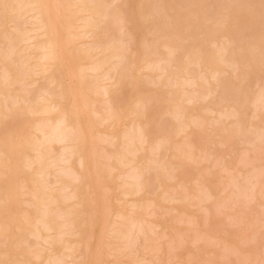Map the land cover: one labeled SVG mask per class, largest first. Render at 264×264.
Instances as JSON below:
<instances>
[{
	"label": "rangeland",
	"instance_id": "1",
	"mask_svg": "<svg viewBox=\"0 0 264 264\" xmlns=\"http://www.w3.org/2000/svg\"><path fill=\"white\" fill-rule=\"evenodd\" d=\"M138 1L139 0H123L121 5H119L118 2L116 3V1H113V2L110 1L108 6H107V9L109 10L108 16H106L102 20L96 19L97 24H96V26H94L96 28H92L95 30H92L93 31L92 33H87V34H88V36L91 35L90 37L95 39L96 40L95 42H98L100 45H105V44L115 45V44L121 43V41L124 40V43L123 44L121 43V44L123 45V47H126L128 43L125 44L126 43L125 39L126 40L130 39V41L132 39L133 45L137 46L136 50L134 52H132L131 54L129 53L130 52L129 50H128V53H125V54H127V56L129 54V58L124 55V57L122 56L120 58V60H119L120 62H118V64L116 63V60L114 62L118 66V70L121 73L120 75L121 76L123 75L122 76V83L123 84L121 83L120 84L121 86L119 85L117 90L113 94V97H115V101H111V100L110 101L113 102V104H114V110L117 108L116 112L120 113V111H121L120 114H122V118L120 117V119L117 121L118 123L116 122V124L113 125L112 123H109L108 120H104L105 122H103V120L101 121L100 117L99 116L97 117L98 114L91 111V115L94 118L91 119L92 120V128L90 130L91 131L90 134L94 135L92 140L94 139L96 141V144H93L91 146L92 147L91 151H93V147L94 148L96 147L97 151L99 150L97 153H100V155L98 154L99 156L97 155L98 156L97 158H99L101 156V158H99V159L102 161L99 160L98 163L100 162V166H104L103 168H105L106 170L109 171V169H111L109 167H111L112 164H116L117 161L119 163V160L116 161L115 160L116 158L113 155L114 152L116 151V149L117 150L121 149L120 151H122V152H120L119 150L118 151L122 154V153H124L123 149L125 150L126 147L132 148V147H135L136 145H138V146L140 145L139 144L140 141H137V139H135V141H131L132 143L135 142L133 145H130V143L128 145V143L126 142V139L124 137L122 138L121 135L119 136L118 134H120V132L122 133V132L127 131V130H124V129H127V126H129V128H128L129 132L131 131L130 134L131 133L135 134L133 129L138 130V128L135 127L136 125H134V124H136V121L138 120V123H141V122L144 123V121H148V123L145 124V126H146L145 130L147 132V135H146V140L143 143V147L145 146L143 148V150L141 148L140 152L137 150V151H135V152L133 151L131 153H129L128 150H125V153H126V151H128V153H127L128 157H126L127 155L124 153L125 156H123V157H126V159L125 158L124 159L126 160V162L128 161L127 159H130L129 161L132 160L133 162H130L129 165L123 164L124 167L123 166L121 167V165L118 164L121 167L122 173H123V171L125 173L126 172L127 173H134V172L139 171V174H140L139 179L141 178L140 179V185L142 186V190L140 192L139 191L136 192L137 194L136 193L131 194V192L125 194V191H124V193H122V191L125 190L126 187H128L129 185L125 187V185L122 184L123 185L122 186L120 184L121 178H119V177H121V176L117 177V174H118L117 170L111 169L112 172L110 171L111 172V174H110L109 172H106L105 169H103L102 167H99L100 171L104 170V171H102L103 173L110 174L108 176L107 174L105 175L102 173L103 176L104 175L105 176L104 177L102 175L100 176V178L102 177L101 178L102 180H104L103 178H105L104 183H107L108 186H110V190L108 189L109 193H104V194H110L109 199L107 200V198H106V201H108L109 204L111 205L110 207L112 210L110 212H112V213L108 212L110 216L107 214L109 217L106 216L107 218H105V220H107L108 218H109L108 221H111L112 219H114L116 217L114 215L115 213L122 214V216L118 217L119 218L118 220H120L121 223H123V224H121L119 221H118L119 224H118V222H116L117 224L116 223L113 224L114 227H115V224L119 225L118 227H120L119 229H121V231H119V229H118V232L116 230H114L115 232L112 230L113 231L112 232V231H110V228L112 229L113 226L109 227V226H111V224H109V222L104 223L106 221L102 222V220H101V217H103L102 215L104 214L103 211H101L103 213L101 215V217L96 218L97 213H98V216H100L99 215V208L100 207L98 209H96L97 208L96 206H94V207H96L95 209H94V207H92L93 204H96L95 203L96 199L93 198L92 195L96 194V192H97V189H96L97 187H95L97 182H96V184L92 183L91 185H87V186L83 185V181L79 182V185H80L79 189L81 191H85V194H87L86 192L89 191V190L86 191L85 187H88L87 189H89L91 187V189H90V191L92 192L91 197L94 200H93L92 206H88V207H92L93 210H96L97 212H94L93 210H91V208H89V210H91V212L95 214L94 216L92 215V217H95V218L90 219L92 217H90L91 214H90V211L88 209H87V211L89 212V214L87 215V212L79 210L80 208L82 209L84 207L75 203V201H74L75 199L73 200L70 198L71 200H69V198L66 197V194L70 190V187H66V188L62 187V190H61L62 192H60V187L62 186V183L65 182L66 178H67L68 180L66 181V183H63L64 184L63 186H65V184H68L67 182H70L71 177L68 175H65V176H67V177H65L62 174L63 176L60 177V180H59L60 182H59V181H55V177L52 173L49 174L48 176H46L45 183L46 182L48 183V179H49L48 185L52 186V184H53V190L56 192H59L57 194H58V203L61 204L60 207L61 208L63 207V209H65V210L67 208L70 210H74V212L76 213V217L81 220L80 221L78 219L79 220L78 222H80V224L78 226H76V225L70 226L71 224L68 226V224L70 223L69 218H67V216H65L66 220L64 221V219H61L59 217L58 221L61 219V222L59 224L60 228H61V234L63 232L64 233L62 235H60L61 236L60 238L62 240L59 241L60 238L58 236L59 239L55 240L52 248L55 249L56 247H54V246H57L58 244H60L57 246L58 249H60L64 243L67 244L71 240V243H73V249H72L73 252L69 251V248L67 250L66 247H65V249L61 248L60 252L57 248H56V250H54V249H50V250L43 249L41 255L38 256L39 258L36 257L37 255H35V257H34V254H35L34 250L36 251L37 249L41 248V244H39L37 241H35V237L30 235L31 233L27 234V232H26V234L25 233L23 234V238H25V239H22L23 241L21 240L22 243H19L20 241L18 242L20 245L15 242L13 247L10 248V246L8 247V244L10 241V238L8 237V233L11 232V233L17 234L18 232H20V229L18 227L14 226L15 222H13V226L11 225L9 232H7L3 235L0 234V250L2 249L0 251L1 257H3V259H5V260L7 258L10 259L12 264H18L19 262H17V261H19V260L23 262V263L21 262L22 264H25V263L26 264H38L37 262H41L43 259L44 260L41 262V264H47V262L50 264L51 263L54 264L53 261L57 260L58 259L57 257H60L59 258L60 264L61 263L67 264L68 262H71V264H73L72 263V262H74L73 260H75L74 264H82L85 262L84 260H86V262L84 264H87V263L93 264V261H91V259L89 260L88 258L89 257L92 258L91 256H93V253L91 255L90 252H92L93 249H96L97 246L100 249V251H97V252H99V253L101 252L100 253L101 257L99 256V259L101 258V260L95 258L96 260H98L97 261L98 264H184V262H185V264H264V240H263L264 239V152H263L264 149L262 151V147H261V146H264V108L260 104L261 101H260V97H259L260 90L261 91H262V89L264 90V87H262V88L260 87L261 84H262V86H264L263 85V81H264V79H263L264 78V57H263L264 52L263 51L264 50H262V48H264V46L262 47V44H264V42L258 43L257 50L253 49V47H252L253 41L255 42L257 40V38L260 39V40L258 39L259 41L264 40V38H263L264 36H262L263 33H262V29H261L262 25H264V22H263V24L259 23L261 21V17L262 16L264 17V15H262L261 17H258L259 15H261V14L258 15V12H260V13L264 12V10H262V8L264 9V5H262V4H264V0H254V1L249 0L250 2L248 1L249 4H247V7H246V5L242 4V2L244 3L245 0L244 1L243 0L242 1L237 0L236 2H234L235 0H233L232 3H230L231 2L230 0H227V1H230V2H228L230 5L227 6L228 9L226 6H224V7H226V11L230 10L234 7L233 3L237 4V2H238V4H242V5H238V4L235 5L236 6L235 9L241 13V16H244V15L246 16L247 15L246 13H248L249 19H247V17L244 16L245 19L243 18L244 19L243 21H245V22L247 21V22L246 23L242 22V27L239 26V25H241V22L236 27V26H234V22L232 20L224 21L222 19V15H223V13H225V9L223 8V4H222V3L226 2L224 0H165V1H163V7L159 6L158 9H153V7H150V6L155 5L160 0H149L146 2L145 6L141 10H138V7H139L137 5ZM63 3H66V1L63 0ZM161 3H162V1H161ZM141 5L142 4H140L139 8H141ZM224 5H225V3H224ZM71 8H73V6H71ZM237 8L240 10H238ZM116 9L118 11L117 13H115ZM74 10H75V6H74ZM261 10H262V12H261ZM216 11H218V12H216ZM69 12H70V9L68 8L67 4L61 5L60 9H59L61 20H64ZM121 12L123 13L124 18L128 22V25L131 29L130 35L123 33L121 31L120 26H119V25H121V21H119L120 15L122 14ZM191 12L197 13L196 15H198L199 19L202 22L201 26L202 25L206 26L207 30L210 27L213 29V28H215V26L217 28L220 25L226 24V26L228 27V30H230L231 36L233 34V40L232 41H234V40L235 41L226 45V48L228 49L229 52L226 49L227 53L225 54V57L223 56L224 62L220 58H217L218 60L220 59L219 63H218V60L215 61L214 59H211L210 57H206V58H204L203 63L207 64L208 66L203 65L202 63L199 64V63L191 62V63H188V64L181 66L182 68L181 67H179V69L177 68V72L175 74H172V72H171L174 68L172 66H167L166 70L164 72H162L161 75L159 74L160 75L159 77L157 74L160 72L157 71L155 68H151V70H150L148 68L139 67L140 65L138 66V64H137V61L141 60L139 53H142V51H143L142 48H144L146 45H148L146 48L149 47L150 50L153 49V50H151V52L148 51V53H146V55L148 54L147 58H149L152 61L155 59L157 66L160 64L162 65L164 63V61H162V59L159 61H156V59L158 57H164L167 55L166 51H165L166 49H164L163 47H161L159 45V41L164 37V36L162 37L161 34H163V33L165 34V32L172 30V28H174V27L179 28L178 15L180 13H183L185 15L186 14L190 15ZM27 14L29 16V13H27ZM71 14L75 15L74 12H72ZM117 14H118V16H117ZM166 14H168V15H166ZM251 14H253V15L250 17ZM74 15H72L73 18H75ZM196 15H193V13H192V15H190V17L191 16L196 17ZM155 16H156V18H155ZM115 17H117V18L114 19ZM111 18H113V19H111ZM176 18H177V20H176ZM22 21H23V18H18V19L11 21V22H6L7 24H5L3 26L8 31L10 30L11 34H13V32L17 33L16 31H18L19 29L23 33V30L26 29L25 27L30 26V24L28 22H26L27 20L23 21V22ZM80 21H82V20L80 19V20H76L73 22H75L74 24H78V23H80ZM215 21H217V22L215 23ZM262 21H264V19ZM12 22H13V24H12ZM23 23H24V25H23ZM118 23H120V24H118ZM13 25H15L16 27H13ZM25 25H27V26H25ZM200 27L198 30H195V28L193 29V31L195 30L194 36L189 37L184 41L181 40L183 46L180 47V49H178L174 53V56H175L174 62L176 64H182V60H184V58H185L187 48L192 43H194V44L200 43L202 48H203L202 49L203 51H209V50H212L214 45H217L221 41L224 42L222 40L223 37L221 38V36L219 35V32H217V31L212 32V30H210V29H209V31L206 30V32H205L203 29H200ZM262 28L264 29V26ZM181 29H183V27ZM181 29L179 28V30H181ZM260 29H261L262 35L260 33ZM10 33H8L7 39L3 37L4 35H2V37L0 39V54H3L2 55L3 57L5 55L6 62L10 63L8 68L12 74H16L17 72H20L21 74L26 73L28 75V72L32 73L30 71L31 70L30 69L31 63L29 62L31 60L23 62V59L26 58V56H24V55L20 56L19 54H12L9 56L7 53L8 51L5 52L6 54L4 53V51H5L4 49H7L9 47L7 41L12 39V37H13V39H12L13 42L15 39V34L10 36ZM22 33L19 32L18 35H20V34L22 35ZM167 33H169V32H167ZM250 33L255 34V36H253L255 39L253 37H250V38H252V43H250V45L252 44L251 47L247 46L249 44V34ZM242 34L246 35V36H244L245 39L242 37ZM18 35L16 36V40H18L17 42H19L21 40V38H18ZM21 35L19 37H21ZM88 36L86 35L85 37H80L79 39L75 40L74 42H72L73 46H75V45L76 46L77 45L78 46H86L87 45L86 41L91 40V38ZM68 37L71 38L72 36L68 35ZM260 37H262V38H260ZM165 38H166V36H165ZM246 38L248 40H246ZM212 40H216V41L213 42ZM245 40L248 41V44H246L247 42H245ZM12 41L10 43L12 45H10V46L14 47L17 44H18V47L20 46L19 43H17L15 45ZM197 41H200V42H197ZM250 41H251V39H250ZM257 42H256V44H257ZM143 44H146V45L144 47H141ZM239 44L243 45V47L240 46ZM245 44H246V46H245ZM260 44H261V46H260ZM1 46L3 49H1ZM218 46H216V47H218ZM259 46L262 48H260ZM12 47H9V48L11 49ZM216 47H215V49H216ZM256 47L257 46L255 45V48ZM138 49L140 50V52H138ZM251 49H252V51H251ZM259 49L262 50V52L260 54L258 52ZM1 50H2V52H1ZM145 50H147V49H145ZM216 51H218V53H219V51H220L219 48H217ZM125 52H127V51L125 50ZM145 52H147V51H145ZM218 53L216 52V55H218ZM20 54H22V53H20ZM261 54H263V56H261ZM2 56H0V57L2 58ZM74 56L77 57V55L75 53H74ZM96 56H98V55H96ZM243 57H245V58H243ZM256 59H257V61H256ZM126 60H128V61H126ZM79 61H76V62L78 63ZM3 62H4L3 60H2V62L0 60V71L5 69V67H3L4 64H3V66H1ZM227 62H228V64H227ZM236 65H239V68L236 70H233L231 67H235ZM185 68H187V69H185ZM214 68H216L218 71H220V70L222 71V72H219L217 74V78L214 79V78L204 77V76L209 74V71H210L209 69L213 70ZM10 69H12V70H10ZM48 71L51 73V75L53 77H55V79H56L55 81L48 83L49 81L47 79H45V77H40L41 79L38 78L36 82L29 84L30 76L28 77L27 75H25V76H23L24 79L22 78L21 82L10 83L8 86H5V88L12 93H17L19 91H22L21 88H25V87L30 88L29 93H31V94L27 95V99L29 102L34 101V99L37 98V96H38L37 94H41L46 90L51 91V93H53L55 96H58L59 90L62 88V89H64V93L66 95V93H67L66 89L69 86V85H67L68 82L70 83V88H71V84H72L71 82L74 83L75 78L70 76V74H69L70 72L68 73L67 70L61 71V69H58L55 66L54 67L51 66L50 70H48ZM127 72L129 73V75ZM143 72H145V73H143ZM67 73L69 74L70 77L66 75ZM95 73L96 72L88 71V73L85 75V78L88 80H92L93 78L97 77ZM242 73H243V75H240ZM179 75L184 76V78L188 77L187 79H189L190 82L192 80H194V82L191 84L184 83L182 86L176 85L174 81L176 78L181 77ZM201 76L203 78H201ZM68 78L71 80H69ZM242 78H244V79H242ZM215 80H217L216 83H215ZM58 81L61 82L60 87L58 86ZM146 82H148V83H146ZM199 83L201 86L199 85ZM19 84H20V86H19ZM0 85H2V84H0ZM214 85H217V89H216L217 92L214 91L211 94H207V95L203 96V94H205L206 90H208L209 87H212ZM243 86H244V88L246 87L245 88L246 90L247 89L248 90L246 91L244 89V91H242ZM219 88H220V90L221 89L222 90L220 91ZM187 89H188V91H187ZM189 89H191V90H189ZM69 90L70 89L68 88V92H69ZM256 91H257V93H256ZM132 92H134V93L132 94ZM254 92L256 94L255 98H254ZM262 93H263V91H262ZM135 94L141 95L144 100H146V98L148 100V98H149V100H148L149 102L147 103L148 106L146 104V106L144 108L138 110L141 115L137 111L134 113L135 115L132 112L131 113L132 115L127 113L123 117L124 113L126 112V110H125L126 106L131 108L135 105L134 104V101H135L134 98L136 96ZM242 94H243V96H242ZM33 95H34V97H33ZM187 95L188 96L192 95L194 97V99L193 100L191 99L188 101H183V104L186 106V108L184 110V115H182V118L179 119V117L174 115V113H172L171 110H169L170 106H173V105H172V103H168L166 101V98L168 96L169 97L172 96L174 102H176V104H177L179 102H182V97L185 98V96H187ZM30 96H31V98H30ZM98 96H99V98H97V100H96L95 98ZM256 96H257V98H256ZM5 97H6V95H5ZM10 97H12V96L5 98V102H7L6 99H8V98L11 100ZM66 97H67V95H66ZM66 97H64V99H67ZM94 97H95L94 98L95 101H93L94 102L93 104H95V105L93 107L102 111L106 105L104 100L102 101L103 97L100 94L94 95ZM116 98H118V99H116ZM150 98H151V100H150ZM243 98H246V99H243ZM252 98H254L253 101H252ZM68 99H69V97H68ZM71 100L72 99H70V101L69 100H66V101L69 103V102H71ZM243 100H245V101H243ZM261 100H262V97H261ZM3 102H4V99H3ZM12 102H15V100H13ZM23 102L24 101H21L18 104L21 105ZM64 102L62 103L63 105H64ZM102 102L105 104H103ZM24 103H26V102H24ZM99 103H101V104H99ZM4 104L7 107L6 103L2 104L3 107H4ZM67 104H65L64 106H68ZM113 104L111 103V109L113 108V106H112ZM239 104H240V106H239ZM103 105H104V107H103ZM252 106H253V108L255 107V109H253ZM171 109H172V107H171ZM211 109H214L215 111L211 110ZM216 109H218V110L216 111ZM123 110H125V112ZM140 110H141V112H140ZM159 110H160V112H159ZM7 111H8V109H7ZM169 112H171V113L169 114ZM102 113H104V112L102 111ZM230 113H232V114H230ZM138 114H139V116H137ZM187 114H189V115H187ZM197 114L200 117L196 116ZM40 115L41 114H39L38 116H33V115L25 116V115H19V113L13 114V115L11 114V116H9L7 118L8 127H9V124H11L10 125V127H11L18 120H20L22 118L25 119V117H27L29 119V122L30 121L32 122V120L36 121L35 119L37 117H39ZM104 115H105V113H104ZM223 115H224V117H223ZM184 116H186V118ZM95 117H97V118H95ZM30 118H35V119H30ZM96 119H98V120L96 121ZM134 119H136V121ZM233 120H235L236 122L235 121L233 122ZM186 121H191V123L189 124V126H187L185 131L180 130V128L183 126L184 122H186ZM198 121H199V123H198ZM18 123H24V122L21 120V122H18ZM129 123L134 125V126H132V125L130 126ZM254 126H257V127H254ZM240 127H242V128H240ZM112 128H114V129H112ZM260 128L262 129L261 131H260ZM236 129H237V131H235ZM111 130H115L114 134L117 132L116 135L118 137H116V140L114 137H113L114 139L112 138V134H110V132H112ZM258 130H259V132H258ZM251 131H253V132H251ZM137 132H139V131H137ZM139 133L141 134V132H139ZM239 133L240 134L244 133V134L239 135ZM90 134H89V137L91 136ZM134 134H131V135L134 136ZM180 135H182V136H180ZM162 136H163V138H162ZM124 139H125V141H124ZM163 139H165V140H163ZM171 139L175 140L177 143L172 141ZM259 139L262 142L260 145H257V144H259ZM89 140H91V138ZM190 140H192V141H190ZM89 142H91V141H89ZM89 142H87V144L86 143L85 144L90 145ZM170 142H172V143H170ZM124 143H126L127 146H123V145L120 146V144H124ZM179 144H180V147H179ZM86 145L84 146V148H86V149L88 148V150L90 152L91 148L86 147ZM59 146L60 145H55V150H57ZM170 146H172V147H170ZM195 146L198 149V151L196 150ZM151 147L153 148V150L150 149ZM199 147L201 150L199 149ZM250 147H251V149H250ZM258 147H259V149H258ZM260 147H261V149H260ZM128 148H126V149H128ZM179 148H180V150H179ZM247 148H249L250 150L249 149L247 150ZM256 148H257V150H256ZM100 149L102 150V152L100 151ZM59 150H60V147H59ZM84 151H85V149H84ZM118 151H116V153ZM188 152L190 154L192 153V155H193L192 158H194L195 160H193L191 158V156H190V158L187 157V155H189ZM245 152H246V154H245ZM104 153H106V154H104ZM134 153H135V155H134ZM136 153H138V154H136ZM139 153L141 154L142 157L139 156ZM176 153H179V155H175ZM182 153H184V156H181ZM148 154H149V156H148ZM194 154L197 156V158ZM103 156H105V157H103ZM133 157L135 158V160H133L134 159ZM74 158H75L74 161H73V157H72L70 162H73L72 164H73L74 168L79 170L80 168L78 167V165H76L77 164L76 163V156ZM139 158H141V159H139ZM136 159H137V161H136ZM152 159H154V160L152 161ZM139 160H140V162H139ZM145 160H147V161H145ZM246 160L248 162H247V164L244 165V163H246ZM149 161H151V162L149 163ZM70 162H69V164H70ZM101 162L103 163V165ZM114 162H116V163H114ZM132 164H134V165H132ZM154 164H155V167H154ZM61 165H63V163H61ZM130 165H131V167H130ZM56 166L61 167L60 164H56ZM56 166L54 167L53 171H55L56 168H58ZM98 166H99V164H98ZM134 166H135V168H134ZM184 166H186L185 168L187 170L185 173L181 172ZM152 168H154V169H152ZM25 169H23V171L21 173H19L15 178H12L10 180L18 181V183H19V181H20L19 179L22 177L23 173L25 171H28V169H26V170ZM145 170H146V172H144ZM197 171H199V172H197ZM196 173H198L197 174L198 178H195ZM17 177H19V179ZM68 177H70V178H68ZM189 177L192 179H189ZM199 177H201L200 180H198ZM117 178H118V180H116ZM218 178H223L222 180L225 182L226 187L228 186L229 190H228V188L225 191L220 190V188L224 185V183L222 180H221L222 182H220V180H218ZM256 178L258 179V181ZM147 179H148V181H147ZM193 180H194V182H193ZM230 180H232V182ZM255 180L257 181V183ZM108 181H112L113 183L109 182L111 184L110 185L108 183ZM144 181H146V182H144ZM196 181H198L201 184H199ZM228 181H230V182H228ZM236 181L238 182V184ZM73 182L74 181H72V184L75 183V182L74 183ZM76 182H78V181H76ZM116 182H117V184H116ZM202 182H203V184L205 182L204 185H206V187L204 185H202ZM206 182H209V183L207 184ZM5 183H7L6 180L0 181V184H1L0 186H2ZM118 183H119V185H118ZM14 184L16 185L17 182ZM69 184H71V182ZM72 184H71V188L73 186ZM93 184L95 186H93ZM112 184H116L117 187H115L116 185L112 186ZM181 184H182V186H181ZM134 185H136V184H134ZM229 185H231V186H229ZM166 186L167 187L169 186V188H167ZM170 186H172V188ZM219 186H221V187H219ZM93 187L96 189V192L93 191V189H94ZM237 187H238V189H237ZM2 188L4 189V186H2ZM128 188H130V187H128ZM65 189H67V191L64 193ZM100 189H101V187H100ZM100 189H98V190L101 191ZM230 189L231 190L233 189V190L231 191ZM246 189H248V190H246ZM19 190L21 191L22 189L20 188ZM165 190H167V191H165ZM257 190H258V192H257ZM259 190H260V192H259ZM20 191H18V193H21ZM210 191H211V193H210ZM160 192H161V195L159 194ZM184 193H185V195H184ZM18 195H16V196H18ZM20 195H22V196H20ZM20 195H19L20 196L19 198H21L22 200H23V197H24V199H26L29 196V194L26 195L23 193H21ZM231 195H233V196H231ZM98 196H100V192H99ZM102 196L100 197L101 199H102ZM87 197H88V195H87ZM89 197H90V195H89ZM94 197H95V195H94ZM103 197H105V196H103ZM92 198H90V199H92ZM67 199H68V201H67ZM101 199H99V200L101 201ZM136 199L138 200V202ZM22 200H21V204L19 206V209L22 210V209L26 208L24 210L25 214L27 213L26 211L31 212L36 207L35 205L33 206V204L28 205L27 201L24 202ZM63 201H65V202H63ZM69 201H72V202L70 203ZM99 203H102V201ZM105 203H107V202H103V205ZM133 203H137L136 205H139V207H136L135 210L133 207ZM57 204L55 203L52 205L53 206L56 205L58 207L59 204L58 205ZM85 204L88 205L85 202L82 203V205L85 206L84 210H86V207H87ZM130 204H132V205H130ZM239 204H240V206H239ZM142 205H144V206H142ZM60 207H59V209H61ZM101 207H102V205H101ZM108 207L109 206H107V209H109ZM210 207H212L213 209ZM75 208H77V209L75 210ZM137 208H138V210H137ZM35 209L38 210L37 208H35ZM152 210H153V212H152ZM148 212L150 215L148 214ZM236 212L238 213V215ZM106 213L107 212H105L104 215H106ZM225 213H227V214H225ZM229 213L231 214V216ZM19 214H21V213H19ZM84 215H86L87 217ZM232 215L235 218H233ZM27 216H29L28 213H27L26 217ZM88 216H89V219L93 221V222L91 221L92 222L91 225H89L90 223L88 225L86 224V222H90V221H88L89 220ZM216 216H217V219H216ZM83 217H85V218H83ZM127 217L128 218L130 217V219H128ZM231 218H233V219H231ZM82 219H83V221H82ZM136 219H139V220L141 219V220L140 221L137 220V222L134 224H137L139 222H143L146 226L145 228H147V230L145 231V229H144V231L140 235H139V233H137L138 234L137 235L136 231H134L135 225H133V222ZM128 220H130V222ZM146 220H147V222L145 223ZM68 221H69V223H68ZM154 222L155 223L160 222L161 225L159 223V225L153 226ZM125 223H127V224H125ZM72 224H74V223H72ZM107 224H109V226ZM80 226L83 227L84 229L80 228ZM76 227L80 228V230H78L79 233L77 232ZM129 229H131L132 231ZM74 230L77 233H74ZM124 231H126V232L131 231L134 235L132 233L128 232L127 233V234H129V237H128V236H126L127 234ZM109 232H110V234H114V233L115 234L109 235ZM144 232H146V233H144ZM26 235L28 238L26 237ZM130 235H131V237H130ZM115 236L118 238H116ZM134 236H137V238L133 239ZM147 236H149V237H147ZM121 237H123V238H121ZM125 237H126V239H124ZM146 237L148 238V241H146L147 240ZM73 238H76L77 242H73L72 240H75ZM78 238L81 241H78L77 240ZM127 238H129V239H127ZM153 238H155V239H153ZM204 238H206V240H204ZM28 239H29V241H28ZM65 239H67L66 241H68V242L63 241ZM88 240L91 241V244H90V242L89 243L87 242ZM132 240L134 241V243H132L133 242ZM141 241L145 244L147 243L148 245L141 244ZM57 242H58V244H57ZM62 242H64V243L62 244ZM78 242H79V244H78ZM86 242L91 247H89ZM223 242H226L227 245H225V243L223 244ZM125 243H127L128 245H125ZM155 243L157 245H155ZM16 244H18V246ZM61 244H62V246H61ZM171 244L173 246H171ZM27 245H28V247H27ZM37 245L39 246V248ZM142 245L144 247L147 246V248H145V249L142 248L143 247ZM151 245H152V249H151ZM85 246L89 247V250H87L88 248ZM153 246H154V248H153ZM98 247H97V250H98ZM169 247H170V249L168 250ZM17 248L18 249L19 248L26 249L27 250L26 256L27 255L28 256L26 257L22 254H14L13 250L14 249L17 250ZM33 248H34V250H33ZM90 249H92V250L90 251ZM30 250H31V252H29ZM148 250H149V252H148ZM53 251L56 253L58 251L59 252L58 255L54 254ZM64 251L66 253L72 252V259L71 260H70L71 257L69 255H68L69 257L65 256L66 253ZM51 252H52V254H51ZM93 252H94V250H93ZM97 252H96V254H97ZM45 253H46V256H48V259H46L47 257L46 258L43 257V256H45ZM47 253H48V255H47ZM61 253H62V255H61ZM114 253H115V255H114ZM171 253H173V254H171ZM10 254H11V256H10ZM147 254H148V256H147ZM166 254H167V256H166ZM56 255H57V257H56ZM63 255L65 257V260H63V262H62L61 258L63 257ZM75 255H77V256H75ZM88 255H91V256L88 257ZM98 255L99 254H97V256ZM31 257H33V259H30ZM54 257L57 259H55ZM185 257H187V259ZM25 258H27V259L25 260ZM52 258H53V261H51ZM13 259H15V260H13ZM46 260H47V262H46ZM165 260H166V262H165ZM176 260H177V262H176ZM87 261H89V262H87ZM21 263H19V264H21Z\"/></svg>",
	"mask_w": 264,
	"mask_h": 264
},
{
	"label": "bare ground",
	"instance_id": "2",
	"mask_svg": "<svg viewBox=\"0 0 264 264\" xmlns=\"http://www.w3.org/2000/svg\"><path fill=\"white\" fill-rule=\"evenodd\" d=\"M66 3H63V0H0V39L2 37V35H4L3 37L4 38H8V33H10V30L8 31L3 25L7 24L6 22H11L15 19H18V18H23V21H26L30 24V26L28 27H25L23 30V33L22 31L18 30L20 33H22L21 37H19L20 35H18V31H16L17 33H14L11 34L10 33V36L14 35L15 34V39H14V42L12 41V39H10L15 45L17 43H19V47H18V44L14 47L10 46L12 44L11 41H7L8 43V46L9 47H12L11 49L8 47L7 49H4V53L6 51H8V55H12V54H19L20 56L21 55H24L26 56L25 59H23V62L25 61H29L31 64L30 66V71L32 73H29L28 72V75L26 73H23L21 74L20 72H17L16 74H12L10 71H9V62H6V57L4 55V57L2 56L3 54H0V56H2V58L0 59L1 62L2 60L4 61L2 63L1 66H4L5 69L0 71V181L2 180H6L7 183L3 184L2 186H4V189L2 188V186H0V234L3 235L7 232H9V229L11 227V225L13 226V222L14 223V226L18 227L20 229V232H18L17 234H14V233H11L9 232L8 233V237L10 238V241H9V244H8V247L10 246V248L13 247V245L16 243H22L21 240L22 239H25L23 238V234L27 232V234L31 233L30 235H32L33 237H35V241H37L39 244H41V248H38L36 251L34 250V257L35 255H37L36 257L40 256L41 253H42V250L43 249H54L52 248V246L54 245V242L55 240L59 239L62 235L61 234V228H60V222H61V219H64V221L66 220L65 216H67V218H69V221H68V226H78L80 224V222H78L80 219L76 217V213L74 212V210H70V209H63V207L61 208V204L58 203V194L59 192H56L53 190V184L52 186L48 185L49 183V179H48V183L46 182L45 183V180H46V176H48L49 174H53L54 177H55V181H59L60 180V177H62L63 175H68L70 177L71 180V184H72V181H74L72 184V188H71V184H69L70 182H67L68 184H65V186H63L64 184L63 183H66V181L68 180L66 178V181L62 183V186L60 187V192H62V187L63 188H66V187H70V190L68 191V193L66 194V197L69 198V200L71 199H75V203H77L78 205H81L82 207L85 208V206L82 205L83 202L87 203L88 205H86L87 207L88 206H92L93 204V198H95V203L96 204H93L92 207H94V209H98L99 207V215L98 216V213H97V217H101V215L105 212L106 215H102L103 217H101V220L102 222L104 223H107L109 222V224H111V226H109V224H107L109 227H112L114 223L116 222H120V220H118L119 216H122V214H119V213H115L114 215L116 216L114 219H112L111 221H108L105 220V218H107L106 216L109 215V213H112L110 212L112 209H111V205L109 204L108 201H106V198L107 200L109 199V195L110 194H104V193H109V190H110V186H108L107 183H104L105 182V178H103L104 180H102L100 178V176L105 173H103L102 171H100L99 167H104V166H100V162L98 163V161L100 160L99 158H101V156L99 158H97L100 153H97L98 151L96 150V147L94 148L93 147V151L92 150V145L93 144H96V141L92 138L94 135H91L90 134V130L92 128V115H91V111H93L94 113H97V117L99 116L100 117V120L103 122H105L104 120H108L109 123H112L113 125L116 124V122L120 119V117L122 118V114L121 111L120 113L116 112L117 108L114 110V104L113 102L111 101H115V97H113V94L114 92L117 90L118 86L122 83V76L120 75V71L118 70V62H120V58L124 55L127 56V54L125 53H128V50L130 51L129 53L131 54L132 52H134L136 50V47L137 46H134L133 43H132V39L130 41V39H125L127 46L126 47H123V43H124V40L121 41V43H118V44H115V45H100L98 42H95L96 40L91 38L87 33H92L93 31L92 30H95V29H92V28H96L94 26H96V19L98 20H102L103 18H105L106 16H108L109 14V10L107 9V6L109 4V2H113V1H116V3L118 2L119 5L122 4L123 0H65ZM149 1V0H139L137 2V5L140 7V4L141 5V8L138 7V10H141L143 9V7L145 6L146 2ZM162 1V3H161ZM163 1L165 0H160L158 3H154L155 5H152L150 7H153V9H158L159 6L163 7ZM226 2L225 5L224 3L223 4V8L225 9V13H223L222 15V19L224 21H229V20H232L234 22V26H238L241 22V26L242 27V22H245L243 21L245 18L244 16H241V13L239 11H237L235 8L238 4H234V9H230V10H227L226 11V7L229 6L230 3H232L233 0H230V1H227V0H224ZM237 0H235L234 2H236ZM242 1V0H241ZM244 1V0H243ZM249 0H245L244 3L242 2V4L246 5L247 7V4H249L248 2ZM254 1V0H253ZM214 2V1H213ZM248 2V3H247ZM228 5H227V4ZM68 5V8L70 9V12L68 13V15L66 16V18L64 20H61L60 18V13H59V9H60V6L61 5ZM151 4V3H150ZM162 4V5H161ZM242 4H238V5H242ZM117 5V4H116ZM264 5V4H262ZM71 6H73V8H71ZM74 6H75V10H74ZM112 6V5H111ZM115 6V5H114ZM226 6V7H224ZM218 7V6H217ZM232 7V6H231ZM238 7V6H237ZM220 9V8H219ZM228 9V7H227ZM238 9V8H237ZM249 9V8H248ZM74 10V11H73ZM113 10V9H112ZM240 10V9H238ZM262 10H264L262 8ZM261 10V12H262ZM188 11V10H187ZM243 11V10H242ZM72 12L75 13L74 14H71ZM112 12V11H111ZM114 12V11H113ZM117 9H116V12L117 13ZM120 12V11H119ZM189 12V11H188ZM218 12V11H216ZM240 14H238V13ZM245 12V11H244ZM247 12V11H246ZM29 13V16L28 14ZM114 13V14H115ZM122 13V12H121ZM196 15L197 13L195 12H191L190 15ZM263 13V14H262ZM258 12V17H261L262 15H264V12ZM27 16H26V15ZM120 14V13H119ZM125 14V13H124ZM247 15L245 17H247V19H249V15L248 13H246ZM75 18H73V16ZM168 15V14H166ZM188 15V16H187ZM189 14H183V13H180L178 15V25H179V28L181 29L183 27V29L179 30V28H172V30L170 31H167L165 32V34H161L162 35V39L159 41V45L161 47H163L164 49H166V56L164 57H158L156 59V61H159L162 59V61H164V63L161 65H158L156 64L155 62V59L152 61L150 60L149 58H147V55L146 53H148V51L151 52V49L150 48H146L148 45L146 44H143L141 47H145L142 48V53H139L140 54V58L141 60L137 61V64L139 67L141 68H148L151 70V68H155L157 71H159L160 73H158V77L162 74V72H164L166 70V67L167 66H172L174 69L171 71L172 74H175L177 72V68L179 69V67L185 65V64H188V63H191V62H195V63H199V64H203V65H206L208 66L207 64L203 63L204 61V58L206 57H210L211 59H214L215 61L218 60L217 58H220L223 62H224V57H225V54L227 53L226 52V45L227 44H230L231 42H234L232 41L233 40V34L231 36V33H230V30H228V27L226 26V24H223V25H220L216 28H209L210 30H212V32H219V35L221 36V38L223 37V41L224 42H220L218 43L217 45H214L212 50H209V51H203L202 49V46L200 43H192L188 46L187 48V51H186V54H185V58L184 60H182V64H176L174 61H175V56H174V53L175 51H177L178 49H180V47H182V42L181 40H186L187 38L189 37H192L194 36V31L195 30H198L199 27L201 26V20L199 19L198 15L195 16H191L190 17ZM215 15V14H214ZM253 14L250 15V17L252 16ZM257 15V14H256ZM116 16V15H115ZM118 16V14H117ZM18 17V18H17ZM85 17V18H84ZM127 17V16H126ZM101 18V19H100ZM117 17H115L114 19H116ZM136 18V17H135ZM156 18V16H155ZM244 18V19H243ZM82 20L80 21V23L78 24H74L75 22L73 21H76V20ZM113 19V18H111ZM119 19V18H118ZM213 19V18H212ZM264 19V17L262 16L261 17V21L259 23H262L264 21H262ZM177 20V18H176ZM19 21V20H18ZM22 21V22H23ZM110 21V20H109ZM116 21V20H115ZM119 21H121V25L120 28H121V31L127 35H130L131 34V29L128 25V22L126 21V19L124 18V15L123 13L120 15V19ZM144 21V20H143ZM217 21H215L216 23ZM247 22V21H246ZM245 22V23H246ZM77 23V22H76ZM111 23V22H110ZM141 23V22H140ZM206 23V22H205ZM244 23V24H245ZM13 24V22H12ZM11 24V25H12ZM120 24V23H118ZM21 25V24H20ZM24 25V23H23ZM110 25V24H109ZM22 26V25H21ZM27 26V25H25ZM182 26V27H181ZM226 26V27H225ZM264 25H262L263 27ZM7 27V26H6ZM10 27V26H9ZM13 27H16L15 25H13ZM75 27V28H74ZM154 27V26H153ZM202 27V28H201ZM200 29H203L205 32L207 30L206 26H201ZM261 27L262 29V33H261V29H260V33L262 36H264V29ZM117 28V27H116ZM195 28V30L193 31V29ZM255 28V27H254ZM9 29V28H8ZM11 29V28H10ZM15 29V28H14ZM209 29L207 31H209ZM215 29V30H214ZM12 30V29H11ZM91 31V32H90ZM18 35V38H21V42H17L18 40H16V36ZM251 34V33H250ZM249 34V44H248V40L246 38L245 42H247L246 44H248L247 46H250V43H252V38L250 37H253L255 36V34ZM68 35H71L72 37L69 38ZM88 36L91 38V40L89 41H86L87 45L86 46H73V43L75 40L79 39L80 37H85V36ZM109 35V34H108ZM107 35V36H108ZM7 36V37H6ZM9 36V37H10ZM166 36V38H165ZM244 36H246L245 34H242V37L244 38ZM143 37V36H142ZM141 37V38H142ZM132 38V37H131ZM140 38V37H139ZM254 38V37H253ZM262 38V37H260ZM264 38V37H263ZM214 39V38H213ZM235 39V38H234ZM245 39V38H244ZM251 39V41H250ZM255 39V38H254ZM259 38H257V40L254 42L253 41V49H256L258 48V43L261 42L263 43V41H259L258 40ZM5 40V39H4ZM16 40V41H15ZM136 41V40H135ZM147 41V40H146ZM213 42H215L216 40H212ZM258 41V42H257ZM16 42V43H15ZM152 42V41H151ZM197 42H200V41H197ZM219 42V41H218ZM257 42V44H256ZM22 43V44H21ZM85 43V44H86ZM245 44V46H246ZM219 45V46H218ZM240 45V44H239ZM255 45L257 46L255 48ZM218 46V47H216ZM229 46V45H228ZM227 46V47H228ZM243 47V45H240ZM261 46V44H260ZM259 46V47H260ZM264 46V44H262V47ZM216 47V49H215ZM260 47V48H262ZM152 48V47H151ZM217 48H219V53L217 50ZM1 49L2 46H1ZM147 49V50H145ZM125 50L127 52H125ZM262 50H264V48H262ZM261 49H259V54L262 52ZM147 51V52H145ZM158 51V50H157ZM218 53V55H216V52ZM228 51V49H227ZM252 51V49H251ZM2 52V50H1ZM138 52H140V50L138 49ZM229 52V51H228ZM256 52V51H255ZM264 52V51H263ZM22 53V54H20ZM74 53L77 55V57L74 56ZM6 54V53H5ZM158 54V53H157ZM98 55V56H96ZM150 55V54H149ZM7 56V55H6ZM23 56V57H24ZM218 56V57H217ZM220 56V57H219ZM224 56V57H223ZM261 56H263V54H261ZM129 58V54L127 56ZM264 57V56H263ZM16 58V57H15ZM138 58V57H137ZM245 58V57H243ZM14 59V58H13ZM219 59V60H220ZM80 60V61H79ZM116 60V63H114ZM219 60H218V63H219ZM226 60V59H225ZM10 61V60H9ZM76 61H79L78 63ZM128 61V60H126ZM257 61V59H256ZM81 62V63H80ZM211 62V61H210ZM236 62V61H235ZM209 63V62H208ZM215 63V62H214ZM26 64V63H25ZM228 64V62H227ZM241 65V64H240ZM245 65V64H244ZM51 66H55L56 68L58 69H61V71L63 70H67V72L70 74V76L74 77L75 80H74V83L71 82V88H70V83L68 82L67 85H69L67 87V97L64 93V89H60L59 90V94L58 96H55L53 93H51V91H44L43 93L41 94H37V98L34 99V101L32 102H29L28 99H27V95L28 94H31L29 93L30 92V88L28 87H25V88H21L22 91H19L17 93H12L10 92L9 90H7L5 88V86H8L10 83H14V82H21L22 78L24 79L23 76L27 75L28 77L30 76V81H29V84H32L34 82L37 81L38 78L40 77H45V79H47L50 83V82H53L55 81V77H53L51 75V73L48 71L50 70ZM187 66V65H186ZM229 66V65H228ZM1 68V69H2ZM12 68V67H11ZM126 68V67H125ZM136 68V67H135ZM182 68V67H181ZM233 70H236L239 68V65H236L235 67H231ZM187 69V68H185ZM12 70V69H10ZM181 70V69H180ZM183 70V69H182ZM209 74L204 76V77H209V78H217V74L219 72H222L221 70L218 71L216 68H214L213 70L209 69ZM48 71V72H47ZM88 71H92V72H96V78H93L92 80H88L85 78V75L88 73ZM186 71V70H185ZM200 71V70H199ZM46 72V73H45ZM184 72V71H183ZM197 72V71H196ZM195 72V73H196ZM45 73V74H44ZM66 74L67 76H69V74ZM128 73V72H127ZM145 73V72H143ZM186 73V72H185ZM188 73V72H187ZM191 73V72H190ZM246 73V72H245ZM253 73V72H252ZM94 74V75H95ZM160 74V75H159ZM192 74V73H191ZM129 75V73H128ZM143 75V74H142ZM178 75V74H177ZM240 75H243L240 74ZM247 75V74H246ZM255 75V74H254ZM69 76V77H70ZM125 76V75H124ZM181 76V75H179ZM186 77V76H185ZM131 78V77H130ZM188 77L184 78V76H181V77H178L175 79V84L176 85H183L184 83H188V84H191L194 82V80H192L190 82L189 79H187ZM201 78H203L201 76ZM255 78V77H254ZM41 79V78H40ZM69 79V78H68ZM160 79V78H159ZM205 79V78H204ZM244 79V78H242ZM264 79V78H263ZM20 80V81H19ZM46 80V81H47ZM71 80V79H69ZM72 80V81H73ZM88 80V81H87ZM130 80V79H129ZM258 80V79H257ZM45 81V82H46ZM217 80H215V83H216ZM263 81V80H262ZM24 82V81H23ZM22 82V83H23ZM255 82V81H254ZM28 83V82H27ZM131 83V82H130ZM148 83V82H146ZM218 83V82H217ZM47 84V83H46ZM123 84V83H122ZM28 85V84H27ZM200 85V83H199ZM263 85H264V81H263ZM20 86V84H19ZM30 86V85H29ZM34 86V85H33ZM58 86L60 87L61 86V82L58 81ZM121 86V85H120ZM201 86V85H200ZM53 87V86H52ZM199 87V86H198ZM219 87V86H218ZM261 88L264 87L260 86ZM5 88V89H4ZM68 88L70 89L69 92H68ZM180 88V87H179ZM246 88V87H245ZM244 86H243V90L244 91ZM44 89V88H43ZM51 89V88H50ZM207 89V88H206ZM217 89V85H214L212 87H209L208 90H206L205 94H203V96L207 95V94H211L213 93L214 91H216ZM119 90V89H118ZM191 90V89H189ZM220 90V88H219ZM222 90V89H221ZM220 90V91H221ZM246 90V89H245ZM248 90V89H247ZM246 90V91H247ZM260 90V89H259ZM188 91V89H187ZM263 91V93H262ZM262 91L260 90V94H259V97H260V104L262 105V107L264 108V90L262 89ZM33 92V91H32ZM42 92V91H41ZM135 92V91H134ZM132 92V94L134 93ZM145 92V91H144ZM223 92V91H222ZM184 93V92H183ZM257 93V91H256ZM69 94V95H68ZM97 94H100L103 99L102 101L104 100V102L106 103L105 105V110L103 109L102 111L105 113H102L101 110L97 109V108H94L93 106L95 104H93L95 101V99L97 100L98 97H94V95H97ZM120 94V93H119ZM190 94V93H189ZM244 94V93H243ZM242 94V96H243ZM6 95V97H5ZM8 95V96H7ZM135 101H134V106L129 108L128 106H126L125 110H123L125 113L123 115V117L125 116V114L129 113L131 114L133 112V114L135 112H137L139 109H142L146 106V104L149 102V98L147 100H144L143 97L139 94H135ZM159 95V94H158ZM217 95V94H216ZM221 95V94H220ZM255 92H254V98H255ZM9 96H12L10 97L11 100L8 98L6 99L7 102H5V98L9 97ZM123 96V95H122ZM150 96V95H149ZM219 96V95H218ZM217 96V97H218ZM245 96V95H244ZM34 97V95H33ZM64 97H66L67 99H64ZM69 97V99H68ZM180 97V96H179ZM216 97V98H217ZM253 97V96H252ZM261 97H262V100H261ZM31 98V96H30ZM95 98V99H94ZM210 98V97H209ZM234 98V97H233ZM247 98V97H246ZM246 98H243V99H246ZM254 98H252V101L254 100ZM257 98V96H256ZM3 99H4V102H3ZM64 99V100H63ZM71 102H67L66 100H69ZM113 99V100H112ZM118 99V98H116ZM193 100L194 97L192 95H187L185 96V98L182 97V102H179L176 104V102H174L173 100V97H167L166 98V101L168 103H172L173 106H170V109L172 113H174V115H176L177 117H179V119L182 118V115H184V110L186 108V106L183 104V101H188V100ZM218 99V98H217ZM13 100H15V102H12ZM111 100V101H110ZM151 100V98H150ZM204 100V99H203ZM221 100V99H220ZM219 100V101H220ZM224 100V99H223ZM228 100V99H227ZM258 100V99H257ZM21 101H24L26 103H22L21 105H19L18 103L21 102ZM65 101V102H64ZM99 101V100H98ZM124 101V100H123ZM240 101V100H239ZM245 101V100H243ZM250 101V100H249ZM9 102V103H8ZM64 102V105L67 104L68 106H64L62 103ZM178 102V101H177ZM207 102V101H206ZM257 102V101H256ZM3 103H6L7 107L5 106L4 104V107H3ZM11 103V104H10ZM14 103V104H13ZM103 103V102H102ZM103 103V104H105ZM111 103L113 104V108L111 109ZM115 103V102H114ZM120 103V102H119ZM211 103V102H210ZM101 104V103H99ZM241 104V103H240ZM239 104V106H240ZM257 104V103H256ZM10 105V106H9ZM15 105V106H14ZM236 105V104H235ZM13 108H12V107ZM148 106V104H147ZM3 107V108H2ZM10 107V108H9ZM104 107V105H103ZM124 107V106H123ZM129 109H128V108ZM172 107V109H171ZM205 107V106H204ZM223 107V106H222ZM147 108V107H146ZM253 108V106H252ZM5 109V110H4ZM8 109V111H7ZM10 109V110H9ZM101 109V108H100ZM255 109V107L253 108ZM211 110H214V109H211ZM218 109H216L217 111ZM215 111V110H214ZM141 112V110H140ZM160 112V110H159ZM163 112V111H162ZM161 112V113H162ZM169 112V114L171 113ZM189 112V111H188ZM211 112V111H210ZM245 112V111H244ZM251 112V111H250ZM253 112V111H252ZM19 113V115H25V116H28V115H33V116H38L39 114H41L39 117H37L36 119L35 118H30V119H35L36 121H33L32 122L30 121L29 122V119L27 117L22 118L20 120H18L16 123H14L11 127L9 124V127H8V123H7V118L9 116H11V114H17ZM139 113V111H138ZM197 113V112H196ZM140 114V113H139ZM139 114L137 116H139ZM228 114V113H227ZM232 114V113H230ZM242 114V113H241ZM244 114V113H243ZM43 115V116H42ZM132 115V114H131ZM135 115V114H134ZM141 115V114H140ZM189 115V114H187ZM196 116H199L198 114ZM14 117V116H13ZM12 117V118H13ZM17 117V116H16ZM20 117V116H19ZM95 117V118H97ZM186 118V116H184ZM200 117V116H199ZM224 117V115H223ZM27 118V119H26ZM188 118V117H187ZM202 118V117H201ZM214 118V117H213ZM18 119V118H17ZM16 119V120H17ZM38 119V120H37ZM137 119V118H136ZM136 119H134L136 121ZM160 119V118H159ZM215 119V118H214ZM21 120L24 122V123H18V122H21ZM98 119H96L97 121ZM145 120V119H144ZM194 120V119H193ZM204 120V119H203ZM219 120V119H218ZM94 121V120H93ZM107 121V122H108ZM162 121V120H161ZM180 121V120H179ZM217 121V120H216ZM222 121V120H221ZM235 120H233L234 122ZM29 122V123H28ZM106 122V123H107ZM182 122V121H181ZM236 122V121H235ZM12 123V122H11ZM118 123V122H117ZM134 123V122H133ZM148 123V121H144L141 122V123H138V120L136 121V125L135 127L138 128L137 129H133L135 134L134 133H131V134H134L131 135L130 132H129V126H127V129H124V130H127L125 132H120V134H118L119 136L121 135V137L125 138L126 139V142L130 143V145H133L134 143H132L131 141H135V139H137V141H140L139 142V146L136 145L135 147H132V148H128L125 150H128L129 153L131 152H135V151H139L143 150V143L145 142L146 140V135H147V132H146V126L145 124ZM191 123V121H186L184 122L183 126L180 128V130L182 131H185V129L187 128V126H189V124ZM199 123V121H198ZM130 124V123H129ZM162 124V123H161ZM231 124V123H230ZM239 124V123H238ZM251 124V123H250ZM132 124H130L131 126ZM132 125V126H134ZM158 125V124H157ZM254 125V124H253ZM252 125V126H253ZM152 126V125H151ZM198 126V125H197ZM134 127V128H135ZM234 127V126H233ZM236 127V126H235ZM246 127V126H245ZM254 127H257V126H254ZM253 127V128H254ZM7 128V129H6ZM229 128V127H228ZM242 128V127H240ZM249 128V127H248ZM114 129V128H112ZM154 129V128H153ZM259 129V128H258ZM118 130V129H117ZM123 130V131H124ZM131 130V129H130ZM132 130V131H133ZM246 130V129H245ZM262 129L260 128V131ZM112 132H110V134H112V138L114 137L115 140H116V137H118L116 135V133L114 134L115 130H111ZM141 132V134L139 132ZM173 131V130H172ZM237 131V129L235 130ZM202 132V131H201ZM246 132V131H245ZM253 132V131H251ZM259 132V130H258ZM179 133V132H178ZM237 133V132H236ZM89 134L92 136L89 137ZM106 134V133H105ZM108 134V133H107ZM109 134V135H110ZM130 134V135H129ZM186 134V133H185ZM188 134V133H187ZM244 134V133H242ZM239 133V135H242ZM248 134V133H247ZM255 134V133H254ZM263 134V133H262ZM175 135V134H174ZM252 135V134H251ZM259 135V134H258ZM182 136V135H180ZM89 137V138H88ZM88 138V139H87ZM91 138V140H89ZM113 138V139H114ZM132 138V139H131ZM163 138V136H162ZM226 138V137H225ZM256 138V137H255ZM109 139V138H108ZM119 139V138H118ZM124 139V141H125ZM261 139V138H260ZM259 139V144L257 145H260L262 141H260ZM86 140V141H85ZM88 140V141H87ZM165 140V139H163ZM168 140V139H167ZM172 140V139H171ZM179 140V139H178ZM91 141V142H89ZM93 141V142H92ZM174 142H176L175 140H172ZM181 141V140H180ZM192 141V140H190ZM223 141V140H222ZM87 142L90 143V145H86ZM119 142V141H118ZM123 142V141H122ZM121 142V143H122ZM179 142V141H178ZM185 142V141H184ZM187 142V141H186ZM252 142V141H251ZM250 142V143H251ZM255 142V141H254ZM86 143V144H85ZM92 143V144H91ZM172 143V142H170ZM177 143V142H176ZM223 143V142H222ZM253 143V142H252ZM117 144V143H116ZM149 144V143H148ZM229 144V143H228ZM55 145H60V150H59V147H58V151L55 150ZM86 145V147H89L91 148L90 149V152L88 150V148H84V146ZM115 145V144H114ZM119 145V144H118ZM123 145V146H127L126 143L124 144H120V146ZM155 145V144H154ZM161 145V144H160ZM164 145V144H163ZM184 145V144H183ZM197 145V144H196ZM200 145V144H199ZM252 145V144H251ZM255 145V144H254ZM95 146V145H94ZM166 146V145H165ZM192 146V145H191ZM172 147V146H170ZM179 147H180V144H179ZM252 147V146H251ZM250 147V149H251ZM262 147V151H263V147L264 146H261ZM260 147V149H261ZM98 148V147H97ZM124 148V147H123ZM161 148V147H160ZM196 148V146H195ZM85 149V151H84ZM99 149V148H98ZM116 149V148H115ZM150 149L153 150V148L151 147ZM168 149V148H167ZM177 149V148H176ZM175 149V150H176ZM183 149V148H182ZM187 149V148H186ZM200 149V147H199ZM249 148H247L248 150ZM249 149V150H250ZM259 149V147H258ZM119 150V149H118ZM116 149V151H118ZM121 150V149H120ZM119 150V151H120ZM125 150L123 149V152L125 153ZM151 150V151H152ZM180 150V148H179ZM196 150L198 151V149L196 148ZM201 150V149H200ZM257 150V148H256ZM100 151L102 152V150L100 149ZM116 151L114 152V156H115V160H119V163L117 161L114 162L116 164H112L111 168L112 170H117L118 174H117V177L118 176H121L119 178H121V182L120 184L122 185H125L130 187H126L125 190L122 191V193H124L125 191V194L127 193H136V192H140L142 190V186L140 185V174H139V171L138 172H134V173H125L123 171L122 173V170H121V167L125 164L129 165L130 162H133L132 160L129 161L130 159H127L128 161L126 162V157H128L127 153L128 151H126V157H123L125 156L124 153H120L122 151H118L116 153ZM148 152V151H147ZM179 152V151H178ZM203 152V151H202ZM261 152V151H260ZM264 152V151H263ZM97 153V154H96ZM198 153V152H197ZM99 154V155H98ZM106 154V153H104ZM138 154V153H136ZM147 154V153H146ZM189 155H187L188 158H192V153L190 154L188 152ZM199 154V153H198ZM246 154V152H245ZM244 154V155H245ZM98 155V156H97ZM135 155V153H134ZM155 155V154H154ZM175 155H179V153H176ZM181 155V154H180ZM195 155V154H194ZM252 155V154H251ZM76 156V165H78V167L80 168L79 170L75 169L74 166H73V162H70L71 161V158L73 157V161H74V157ZM110 156V155H109ZM137 156V155H136ZM139 156H141V154L139 153ZM149 156V154H148ZM147 156V157H148ZM165 156V155H164ZM163 156V157H164ZM181 156H184V153H182ZM196 156V155H195ZM105 157V156H103ZM142 157V156H141ZM179 157V156H178ZM200 157V156H199ZM205 157V156H204ZM251 157V156H250ZM254 157V156H253ZM109 158V157H108ZM118 158V159H117ZM125 158V159H124ZM134 158V157H133ZM138 158V157H137ZM145 158V157H144ZM197 158V156H196ZM240 158V157H239ZM141 159V158H139ZM148 159V158H147ZM168 159V158H167ZM193 160H195L194 158H192ZM206 159V158H205ZM112 160V159H111ZM135 160V158L133 159ZM154 159H152L153 161ZM187 160V159H186ZM102 161V160H100ZM104 161V160H103ZM137 161V159H136ZM147 161V160H145ZM180 161V160H179ZM204 161V160H203ZM239 161V160H238ZM70 162V164H69ZM126 162V163H125ZM135 162V161H134ZM140 162V160H139ZM151 161H149L150 163ZM184 162V161H183ZM189 162V161H188ZM200 162V161H199ZM247 160H246V163L247 164ZM61 163H63V165H61ZM102 163V162H101ZM148 163V164H149ZM56 164H60L61 167H58L56 166ZM99 164V166H98ZM106 164V163H105ZM111 164V163H110ZM120 164L121 167L118 165ZM124 164V165H123ZM152 164V163H151ZM159 164V163H158ZM188 164V163H187ZM103 165V163H102ZM134 165V164H132ZM141 165V164H140ZM145 165V164H144ZM160 165V164H159ZM162 165V164H161ZM262 165V164H261ZM58 167L56 168L55 171L54 170V167ZM110 166V165H109ZM190 166V165H189ZM131 167V165H130ZM137 167V166H136ZM141 167V166H140ZM154 167H155V164H154ZM173 167V166H172ZM186 166L183 167L182 171L183 173H185L187 170L185 168ZM28 169V171H25L22 175V179L19 177H17L20 181L18 183V181H12L10 179L12 178H15L19 173H21L23 171V169ZM31 168V169H30ZM101 168V169H102ZM135 168V166H134ZM143 168V167H142ZM146 168V167H145ZM161 168V167H160ZM166 168V167H165ZM168 168V167H167ZM25 169V170H26ZM30 169V170H29ZM105 169V168H103ZM111 169L106 170V172H109L111 174ZM120 169V170H119ZM127 169V168H126ZM138 169V168H137ZM136 169V170H137ZM140 169V168H139ZM154 169V168H152ZM162 169V168H161ZM160 169V170H161ZM172 169V168H171ZM181 169V168H180ZM179 169V170H180ZM119 170V171H118ZM111 171V172H110ZM126 171V170H125ZM128 171V170H127ZM174 171V170H173ZM146 172V170L144 171ZM160 172V171H159ZM178 172V171H177ZM199 172V171H197ZM103 173V174H102ZM166 173V172H165ZM63 174V175H62ZM107 174V173H106ZM105 174V175H106ZM110 174H107L108 176ZM170 174V173H169ZM168 174V175H169ZM197 174L196 173V177L195 178H198L197 177ZM209 174V173H208ZM104 175V176H105ZM167 175V176H168ZM181 175V174H180ZM254 175V174H253ZM257 175V174H256ZM103 176V177H104ZM171 176V175H170ZM225 176V175H224ZM67 177V176H65ZM220 177V176H219ZM223 177V176H222ZM254 177V176H253ZM201 177H199L198 180H200ZM247 178V177H246ZM52 179V178H51ZM165 179V178H164ZM189 179H192L189 177ZM223 178H218V180H220V182H222ZM257 179V178H256ZM118 180V178L116 179ZM115 180V181H116ZM146 180V179H145ZM157 180V179H156ZM222 180V181H221ZM236 180V179H235ZM54 181V180H53ZM78 181V182H76ZM82 182L83 181V185L87 186V185H91L92 183L96 184V186L93 184V186L97 187V192H96V189L94 188L93 191L96 192V194H93L92 195V192L90 191L91 187L89 189H87L88 187H85V190H89L88 192H86L87 194H85V191H81L79 188H80V185H79V182ZM85 181V182H84ZM93 181V182H92ZM95 181V182H94ZM103 181V182H102ZM148 181V179H147ZM176 181V180H175ZM216 181V180H215ZM214 181V182H215ZM232 182V180H230ZM228 181V182H230ZM256 181V180H255ZM258 181V179H257ZM256 181V183H257ZM5 182V181H4ZM17 184L15 185L14 183ZM60 182V181H59ZM107 182V181H106ZM111 182L113 183L112 181H108V183ZM143 182V181H142ZM146 182V181H144ZM194 182V180H193ZM198 182V181H196ZM218 182V181H217ZM237 182V181H236ZM253 182V181H252ZM251 182V183H252ZM149 183V182H148ZM199 183V182H198ZM207 184L209 182H206ZM212 183V182H211ZM224 185L220 188V190H223L225 191L228 186L226 187V184L225 182L223 181ZM105 184V185H104ZM107 184V185H106ZM110 184V183H109ZM117 184V182H116ZM116 184H112L113 185H116ZM133 184V185H132ZM136 184V185H134ZM162 184V183H161ZM201 184V183H199ZM205 184V182H204ZM203 182H202V185H204ZM213 184V183H212ZM229 184V183H228ZM227 184V185H228ZM238 184V182H237ZM255 184V183H254ZM1 185V184H0ZM60 185V184H59ZM58 185V186H59ZM111 185V184H110ZM119 185V183H118ZM122 185V186H123ZM148 185V184H147ZM218 185V184H217ZM220 185V184H219ZM235 185V184H234ZM246 185V184H245ZM253 185V184H252ZM258 185V184H257ZM83 186V187H84ZM132 186V187H131ZM182 186V184H181ZM206 187V185H204ZM231 186V185H229ZM101 187V189H100ZM117 187V185L115 186ZM167 187V186H166ZM172 188V186H170ZM178 187V186H177ZM233 187V186H232ZM255 187V186H254ZM257 187V186H256ZM22 189L21 191L19 189ZM55 188V187H54ZM124 188V187H123ZM169 188V186L167 187ZM166 188V189H167ZM180 188V187H179ZM183 188V187H182ZM258 188V187H257ZM56 189V188H55ZM69 189V188H68ZM98 189H100L101 191H99ZM103 189V190H102ZM109 189V190H108ZM116 189V188H115ZM165 189V188H164ZM163 189V190H164ZM181 189V188H180ZM184 189V188H183ZM219 189V188H218ZM238 189V187H237ZM57 190V189H56ZM219 190V191H220ZM229 190V188H228ZM231 190V189H230ZM233 190V189H232ZM231 190V191H232ZM248 190V189H246ZM18 191H20L21 193L23 194H29V196L24 199L23 197V200L21 198H19L21 193H18ZM67 191V189H65L64 193ZM104 191V192H103ZM108 191V192H107ZM167 191V190H165ZM190 191V190H189ZM209 191V190H208ZM253 191V190H252ZM83 194H82V193ZM99 192H100V196L99 195ZM162 192V191H161ZM161 192L159 193L161 195ZM258 192V190H257ZM260 192V190H259ZM89 193V194H88ZM98 193V194H97ZM179 193V192H178ZM187 193V192H186ZM208 193V192H207ZM211 193V191H210ZM246 193V192H245ZM250 193V192H249ZM20 196H19V195ZM62 194V193H61ZM137 194V193H136ZM18 195V196H16ZM90 197L88 198L87 197ZM92 195V197H91ZM95 195V197H94ZM105 197H103V196ZM172 195V194H171ZM185 195V193H184ZM210 195V194H209ZM213 195V194H212ZM244 195V194H243ZM259 195V194H258ZM65 196V195H64ZM98 196V197H97ZM102 196V199L100 198ZM132 196V195H131ZM202 196V195H201ZM233 196V195H231ZM186 197V196H185ZM184 197V198H185ZM205 197V196H204ZM19 198V199H18ZM71 198V199H70ZM92 198V199H90ZM104 198V199H103ZM229 198V197H228ZM99 199H101L102 203H99L101 202ZM144 199V198H143ZM148 199V198H147ZM177 199V198H176ZM225 199V198H224ZM234 199V198H233ZM236 199V198H235ZM21 200L24 201V202H28V205L29 204H33V206L35 205L38 210H36L35 208L29 212V211H26L28 213L29 216L26 217L27 213L25 214L24 210L26 209H22L20 210L19 209V206L21 204ZM72 200V201H73ZM91 200V201H90ZM137 200V199H136ZM189 200V199H188ZM61 201V200H60ZM68 201V199H67ZM72 201H69L70 203ZM232 201V200H231ZM65 202V201H63ZM103 202H107L105 203L104 206L103 205ZM138 202V200H137ZM184 202V201H183ZM187 202V201H186ZM57 204L58 207L56 205H52V204ZM67 203V202H66ZM65 203V204H66ZM91 203V204H90ZM144 203V202H143ZM230 203V202H229ZM228 203V204H229ZM64 204V203H63ZM90 204V205H89ZM98 204V205H97ZM137 203H133V207H134V210L136 207H139V205H136ZM140 204V203H139ZM215 204V203H214ZM243 204V203H242ZM100 205V206H99ZM102 205V207H101ZM132 205V204H130ZM141 205V204H140ZM149 205V204H148ZM233 205V204H232ZM75 206V205H74ZM107 206H109L107 209ZM144 206V205H142ZM216 206V205H215ZM237 206V205H236ZM240 206V204H239ZM27 207V206H26ZM29 207V206H28ZM59 207L61 209H59ZM76 207V206H75ZM86 207V210H84V208H78L79 210H82V211H85L87 212V215L89 214V212L87 211V209L89 210V208H91V210H93L92 207ZM75 208V210L77 209ZM212 208V207H210ZM217 208V207H216ZM213 209V208H212ZM236 209V208H235ZM36 210V211H35ZM90 211V214L92 217V215L94 216L95 214L92 213ZM108 210V211H107ZM138 210V208H137ZM136 210V211H137ZM217 210V209H216ZM220 210V209H219ZM231 210V209H230ZM94 212H97L96 210H93ZM103 211V213L101 212ZM226 211V210H225ZM109 212V213H108ZM132 212V211H131ZM151 212V211H150ZM153 212V210H152ZM219 212V211H218ZM231 212V211H230ZM244 212V211H243ZM21 213V214H19ZM24 213V214H23ZM84 213V212H83ZM127 213V212H126ZM223 213V212H222ZM237 213V212H236ZM108 214V215H107ZM149 214V212H148ZM215 214V213H214ZM224 214V213H223ZM227 214V213H225ZM230 214V213H229ZM25 215V216H24ZM83 215V214H82ZM112 215V214H111ZM131 215V214H130ZM150 215V214H149ZM238 215V213H237ZM86 216V215H84ZM110 216V215H109ZM108 216V217H109ZM218 216V215H217ZM217 216H216V219H217ZM231 216V214H230ZM236 216V215H235ZM59 217L61 218L59 221ZM79 217V216H78ZM87 217V216H86ZM213 217V216H212ZM233 217V215H232ZM242 217V216H241ZM85 218V217H83ZM95 217H92L90 219H93ZM103 218V219H102ZM128 218V217H127ZM132 218V217H131ZM235 218V217H233ZM231 218V219H233ZM237 218V217H236ZM79 219V220H78ZM88 219H89V216H88ZM88 220L90 222H86V224L88 225H91L92 224V220ZM130 219V217L128 218ZM214 219V218H213ZM57 220V221H56ZM137 220L139 219H136L134 220L133 222V225H135V230L136 231V234L139 233V235L144 231L147 230V228H145V224L143 222H139L137 224H134L137 222ZM141 220V219H140ZM139 220V221H140ZM186 220V219H185ZM184 220V221H185ZM191 220V219H190ZM63 221V222H64ZM81 221V220H80ZM83 221V219H82ZM92 221V222H91ZM130 222V220H128ZM132 221V220H131ZM144 221V220H143ZM59 222V223H58ZM62 222V223H63ZM118 222V224H119ZM147 222V220L145 221V223ZM233 222V221H232ZM251 222V221H250ZM74 223V224H72ZM160 222H154L153 226H157L159 225ZM194 223V222H193ZM234 223V222H233ZM253 223V222H252ZM67 224V223H66ZM117 224V223H116ZM115 224V227L113 226L112 229L110 228V231H114L116 230L118 232V229L120 227H118L119 225H116ZM123 224V223H121ZM120 224V225H121ZM127 224V223H125ZM249 224V223H248ZM65 225V224H64ZM132 225V226H133ZM161 225V223H160ZM249 226V225H248ZM85 227V226H84ZM87 227V226H86ZM107 227V226H106ZM122 227V226H121ZM131 227V226H130ZM150 227V226H149ZM77 228V227H76ZM80 228H83L80 226ZM80 228H77V232L79 233L78 230H80ZM126 228V227H125ZM132 228V227H131ZM71 229V228H70ZM84 229V228H83ZM134 229V228H133ZM149 229V228H148ZM154 229V228H153ZM63 230V229H62ZM131 230V229H129ZM16 231V230H15ZM112 231V232H113ZM119 231H121V229H119ZM132 231V230H131ZM129 232V233H132V232ZM75 230H74V233H77ZM108 232V231H107ZM115 232V231H114ZM126 232V231H124ZM126 232V234L128 233ZM123 233V232H122ZM135 233V232H134ZM146 233V232H144ZM115 234V233H114ZM114 234H110L109 232V235H114ZM117 234V233H116ZM133 234V233H132ZM131 234V235H132ZM71 235V234H70ZM81 235V234H80ZM120 235V234H119ZM130 235V237H131ZM134 235V234H133ZM138 235V234H137ZM29 236V235H28ZM59 236V238H58ZM125 236V235H124ZM126 236L129 237V234H127ZM182 236V235H181ZM27 237V235H26ZM30 237V236H29ZM112 237V236H111ZM116 237V236H115ZM149 237V236H147ZM146 237V238H147ZM8 238V239H9ZM28 238V237H27ZM77 238V237H76ZM76 238H73L75 240H72L73 242H77L76 241ZM91 238V237H90ZM118 238V237H116ZM123 238V237H121ZM134 238H137V236H134ZM140 238V237H139ZM126 239V237L124 238ZM129 239V238H127ZM145 239V238H144ZM155 239V238H153ZM200 239V238H199ZM62 240L61 238L59 239V241ZM67 239L63 240V241H66ZM78 241H81L79 240V238L77 239ZM136 240V239H135ZM180 240V239H179ZM194 240V239H193ZM198 240V239H197ZM204 240H206V238H204ZM264 240V239H263ZM23 241V240H22ZM29 241V239H28ZM123 241V240H122ZM133 241V240H132ZM143 241V240H142ZM141 241V244H145ZM148 241V238L147 240ZM145 241V242H146ZM181 241V240H180ZM224 241V240H223ZM68 242V241H66ZM88 243L90 242L91 244V241H87ZM86 242V243H87ZM126 242V241H125ZM137 242V241H136ZM140 242V241H139ZM158 242V241H157ZM18 243V244H19ZM24 243V242H23ZM64 242H62L63 244ZM81 243V242H80ZM87 243V245H88ZM134 243V241L132 242ZM225 243V245H227L226 242H223V244ZM18 244H16L18 246ZM36 244V243H35ZM58 244V242H57ZM61 244V246H62ZM79 244V242H78ZM20 245V244H19ZM60 245V244H58ZM57 245V246H58ZM76 245V244H75ZM125 245H128L127 243H125ZM145 245H148L147 243ZM155 245H157L155 243ZM57 246H54L58 249ZM78 246V245H77ZM89 247H91L90 245H88ZM143 246V245H142ZM141 246V247H142ZM160 246V245H159ZM171 246H173L171 244ZM223 246V245H222ZM15 247V246H14ZM28 247V245H27ZM36 247V246H35ZM60 247V246H59ZM65 247L69 248V251H72L73 249V243H71V240L67 243V244H63V246L61 248L65 249ZM87 247V246H85ZM89 247H87L89 250ZM98 247V246H97ZM97 247L96 249H90V251L92 250V252H90V254L92 255L93 253V256L91 255H88L91 256L92 258H88L89 260L91 259V261H93V264H98V260L96 259H99V256L101 257V252H97V251H100L99 247H98V250H97ZM175 247V246H174ZM56 248L54 250H56ZM60 249L59 252H60ZM142 248H147V246H143ZM154 248V246H153ZM157 248V247H156ZM192 248V247H191ZM5 249V248H4ZM3 249V250H4ZM20 249V250H19ZM17 248V250H13L14 251V254H22L24 256H26V252L27 250L24 249V248ZM76 249V248H75ZM74 249V250H75ZM151 249H152V245H151ZM170 249V247L168 248V250ZM199 249V248H198ZM2 250V249H1ZM0 250V251H1ZM66 250V251H67ZM96 250V251H95ZM47 251V250H46ZM3 252V251H2ZM31 252V250L29 251ZM44 252V251H43ZM48 252V251H47ZM54 252V251H53ZM57 251L54 252V254H57L59 253ZM63 252V251H62ZM65 252V251H64ZM73 252V251H72ZM72 252H65L66 255L65 256H70V260L72 259ZM88 252V251H87ZM86 252V253H87ZM99 254L97 256V254ZM149 252V250H148ZM227 252V251H226ZM50 253V252H49ZM64 253V254H65ZM116 253V252H115ZM114 253V255H115ZM144 253V252H143ZM156 253V252H155ZM161 253V252H160ZM30 254V253H29ZM52 254V252H51ZM173 254V253H171ZM48 255V253H47ZM56 255V257H57ZM62 255V253H61ZM140 255V254H139ZM11 256V254H10ZM28 256V255H27ZM26 256V257H27ZM32 256V255H31ZM68 256V257H69ZM77 256V255H75ZM95 256V257H94ZM117 256V255H116ZM148 256V254H147ZM167 256V254H166ZM5 257V256H4ZM23 257V256H22ZM44 258L48 259V256H46V253H45V256H43ZM51 257V256H50ZM64 257V255H63ZM61 258L60 260L63 262V260H65V257L64 258ZM74 257V256H73ZM141 257V256H140ZM139 257V258H140ZM144 257V256H143ZM255 257V256H254ZM21 258V257H20ZM24 258V257H23ZM39 258V257H38ZM42 258V257H41ZM55 258V257H54ZM58 258V259H57ZM55 259L57 260H54L53 261V258L51 261H53L54 264H60L59 262V258L60 257H57ZM75 258V257H74ZM96 258V259H95ZM138 258V259H139ZM187 259V257H185ZM8 259V258H7ZM5 260L3 259V257H1V252H0V264H12V262L10 261V259L8 260ZM27 258H25L26 260ZM30 259H33V257H31ZM137 259V260H138ZM142 259V258H141ZM144 259V258H143ZM148 259V258H147ZM262 259V258H261ZM15 260V259H13ZM44 260V259H43ZM42 260V261H43ZM101 260V258L99 259ZM140 260V259H139ZM258 260V259H257ZM41 261V262H42ZM75 262V260H73ZM86 262V260H84ZM83 261V262H84ZM159 261V260H158ZM19 263H21L22 261H17ZM41 262H37L38 264H41ZM47 262V260H46ZM45 262V263H46ZM74 262H72L74 264ZM84 262V263H85ZM89 262V261H87ZM95 262V263H94ZM166 262V260H165ZM177 262V260H176ZM18 263V264H19ZM23 263V262H22ZM21 263V264H22ZM71 264V262H68L67 264ZM82 263V264H84ZM116 263V262H115ZM183 263V262H182ZM26 264V263H25ZM47 264H50L47 262ZM52 264V263H51ZM62 264V263H61ZM88 264V263H87ZM185 264V262H184Z\"/></svg>",
	"mask_w": 264,
	"mask_h": 264
}]
</instances>
